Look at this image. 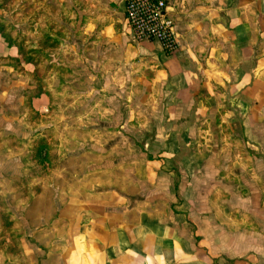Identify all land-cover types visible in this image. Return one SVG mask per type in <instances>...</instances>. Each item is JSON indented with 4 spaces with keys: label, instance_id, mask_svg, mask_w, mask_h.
Wrapping results in <instances>:
<instances>
[{
    "label": "crops",
    "instance_id": "obj_1",
    "mask_svg": "<svg viewBox=\"0 0 264 264\" xmlns=\"http://www.w3.org/2000/svg\"><path fill=\"white\" fill-rule=\"evenodd\" d=\"M166 2L170 54L133 38L125 0H67V41L109 75L68 102L67 168L37 129L20 157L0 147V264H264V0ZM4 59L31 64L0 34Z\"/></svg>",
    "mask_w": 264,
    "mask_h": 264
},
{
    "label": "rangeland",
    "instance_id": "obj_2",
    "mask_svg": "<svg viewBox=\"0 0 264 264\" xmlns=\"http://www.w3.org/2000/svg\"><path fill=\"white\" fill-rule=\"evenodd\" d=\"M0 25L3 34L9 36L13 44L20 46L22 54L32 57L35 63L34 66H18L12 71L0 68V91H8L3 98L0 94V110L12 121L8 125L10 128L0 126V147L5 145L20 157L32 148V141L34 147L37 145L32 139L33 130L37 129L39 138L52 139L50 151L55 156L48 164L67 168V154L61 156L58 151L67 153V135L72 134L67 130L71 122L69 118L80 112L78 108H70L68 102L73 99L79 101L80 92L89 84H96L97 75L103 74L100 81H104L109 75L110 65L95 60V45H82L71 35L67 41V0H0ZM83 55H87L88 60ZM5 63L6 59L0 62V67ZM27 86L48 93L47 112L39 114L31 110L25 91ZM21 95L24 96L22 101ZM72 132L75 133L74 130ZM17 160L22 167L29 164L23 157ZM31 162L33 164L34 161ZM5 164L13 168L16 162L11 158ZM36 165L40 169L45 166L41 161ZM52 176L57 184L63 186L62 179L58 182V174ZM262 181L263 188L257 190L264 199V179ZM252 194L254 197L255 191Z\"/></svg>",
    "mask_w": 264,
    "mask_h": 264
},
{
    "label": "built area",
    "instance_id": "obj_3",
    "mask_svg": "<svg viewBox=\"0 0 264 264\" xmlns=\"http://www.w3.org/2000/svg\"><path fill=\"white\" fill-rule=\"evenodd\" d=\"M166 0H125L124 17L136 41L154 40L170 54L177 48Z\"/></svg>",
    "mask_w": 264,
    "mask_h": 264
},
{
    "label": "trees",
    "instance_id": "obj_4",
    "mask_svg": "<svg viewBox=\"0 0 264 264\" xmlns=\"http://www.w3.org/2000/svg\"><path fill=\"white\" fill-rule=\"evenodd\" d=\"M0 34H1V36L5 39V41H6L9 45H14L15 47H17L19 54H22V51H21L20 46L13 44V43L11 42L10 37L7 36V35H5V34H3V31H2L1 25H0ZM22 57H23V61H24V62L31 63V64L35 65V63H34L32 57H29V56H27V55L24 56L23 54H22ZM40 92H41L40 90H38V91H34V92L32 93V96H33V95L37 96ZM43 145H44V144H42L41 142L39 143V146L37 147L38 151H41V152L43 151V149H44V146H43Z\"/></svg>",
    "mask_w": 264,
    "mask_h": 264
}]
</instances>
